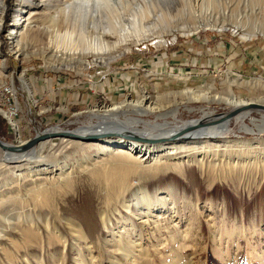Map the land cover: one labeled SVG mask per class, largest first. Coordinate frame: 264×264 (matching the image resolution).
I'll list each match as a JSON object with an SVG mask.
<instances>
[{
	"label": "rangeland",
	"instance_id": "1",
	"mask_svg": "<svg viewBox=\"0 0 264 264\" xmlns=\"http://www.w3.org/2000/svg\"><path fill=\"white\" fill-rule=\"evenodd\" d=\"M48 1L6 0L0 28V85L11 83L17 89L20 110L14 119L18 120L17 132L22 141L33 137L37 130L60 132L94 127L98 118L87 114L92 106H110L140 95L155 97L211 84L220 92L225 88L237 99H253L252 103L264 105V0H204L203 6L198 5L201 0H189L191 12L215 14L210 16L223 24L221 30L201 27L191 33L179 30L177 24L180 17L188 18L187 0L130 1L122 26L128 28L129 39L147 37L132 43L129 51L108 64H95L94 57L88 55V65L76 63L72 68L48 63L54 54L47 46L48 34L42 35V42L37 39L41 35L38 31L19 36L27 11L40 23L49 11L51 0ZM159 38L165 43L155 41ZM18 47L20 51L15 52ZM232 79L235 84L230 83ZM246 104L251 102L243 105ZM161 105L160 110L143 119L154 121L158 113L170 111L168 102ZM235 108L219 101L189 102L180 105L177 118L168 114L165 119L177 125L197 124V120L214 119ZM3 114L8 117V113ZM239 115H246L243 125L236 122ZM219 121L205 122L201 128ZM227 121L229 128L216 138L220 147L213 152L222 154L228 149L224 156L228 155L230 166H212L208 172V166H174L172 161L152 172L130 173L122 180L128 209L121 195L109 196L106 187L87 177V165L103 154L97 142L120 136L114 129L110 130L113 134L100 138L95 134L86 136L90 139L66 135L44 138L27 150V155L37 157L30 162L6 163L1 159L6 158L5 151L0 148V196L15 197L0 205V235L3 230H11L10 240L0 236V264H264V110L241 111ZM9 122L0 115V140L17 144L15 122L10 118ZM134 125L138 129L145 126ZM140 137L122 140L151 144L148 138ZM240 140L250 146L244 154L236 143ZM50 142L62 144L63 149L51 153L42 145ZM218 159L221 156L212 161ZM64 160L69 165L70 185L56 187L51 197L36 201V206L32 204L35 209L22 203L25 187H32L30 183L38 176L37 180L45 185L41 191L59 183V166L45 174L38 175L36 170L46 163L50 167L53 163L62 165ZM137 188L140 194L131 202ZM15 191L20 193L16 195ZM83 213L94 227L91 238L84 228ZM27 215L44 232L43 238L36 235L35 240L21 239L18 226L27 225ZM9 222L16 227H8ZM44 224L57 226L56 231L64 234L67 242L59 241L51 228L42 229ZM70 224L78 225L86 240L73 236Z\"/></svg>",
	"mask_w": 264,
	"mask_h": 264
},
{
	"label": "bare ground",
	"instance_id": "2",
	"mask_svg": "<svg viewBox=\"0 0 264 264\" xmlns=\"http://www.w3.org/2000/svg\"><path fill=\"white\" fill-rule=\"evenodd\" d=\"M130 1L135 0H51L48 6L49 11H47L46 14H43L44 17H42L44 20H42L40 23H37L38 20L33 19L29 11H27V14L23 16V31L19 32V36L23 34L28 35L31 33V31H38V33H41V35L37 39L42 42V35L45 36L48 34L50 40H48L47 46L54 51V54L51 56L52 58H48V63L51 66L57 68L65 65L72 68L76 63H84L85 65H88V61L85 60L88 55L94 57L95 64H108L111 59L118 57L126 51H129L132 43L140 42L142 39L147 37L144 36L140 39L136 38L135 40L129 39L128 37H130V34H128V28L122 26L121 21L123 20L124 11L128 9L127 5ZM203 1L204 0H201V4L199 3L198 5L203 6V3H205V1ZM195 2L197 3V0H195ZM191 4L192 3L187 0L186 5L188 6L185 10L188 13L186 14L188 18H179L180 22H177L179 30L186 33H191L201 27L209 29L216 28L220 30L223 28V24L219 25L216 19H213V17L210 16H214L215 14L210 13L209 16H207L208 12H202L200 9L199 12H191L193 9ZM43 5L45 4L43 3ZM158 5L159 4L157 3L156 6ZM5 7L6 0H0V28L5 13ZM159 9H161V7ZM142 11L143 10L141 9V12ZM172 31V29L169 30V32ZM155 41L160 44L165 43V40L162 38H159ZM16 44H20L19 40H16ZM18 50L19 47L15 52ZM61 55H64L65 57H61ZM55 58L56 60H54ZM230 83L235 84L236 80L232 79ZM240 84L243 85V83ZM164 101L170 104V111H167L166 113H158L154 121H146L143 119L142 116L147 115L148 113H153L155 110H160L162 108L161 103ZM208 101H219L228 105H232L236 108H243L248 105H243L244 103H252L254 100L237 99L225 88H223V91L220 92L217 90L215 85L211 84L209 86L185 88L181 91L167 92L165 94L156 95L155 97L140 95L136 99L122 100L110 106L106 105L89 107L87 109V114L92 119L98 118V123L92 128L83 130L78 129V133L86 136L95 134V136H99L100 138L101 136L113 134L110 130L114 129L123 134L128 132L134 135H142L148 138V141L151 142V144L139 145L135 143V141H124L122 140L121 136L115 139H100L97 142L98 145L96 146L102 150L103 154L98 156V159L95 160L94 163L87 165V177L97 183L96 185L106 187L105 192H107L109 196L118 198V196L121 195V202L123 206L128 209V204H124L126 199L124 196L125 194L123 195L122 192L125 191L126 185L122 183V180L125 179L123 177H126V175L130 173L152 172L157 170L162 163L167 164L172 163V161L174 166L184 165L186 163L199 164L202 168L204 166H208V172L212 170V166L213 168H222L225 165L230 166L228 155L227 157L224 156L227 154L228 149L224 150L222 154L219 152H213L218 151L217 149L220 147V141L216 138L222 135L229 128V122L227 121L228 119L221 118L223 114L215 117L214 119L211 117L207 120H205L206 118L197 120L195 121L197 124L185 123L182 125H177V123H173L165 119L166 115L168 114L172 115L174 118H177L176 116L179 112L180 105L189 102ZM242 111H249L251 113V110L247 109ZM204 114L205 116H209V112L204 111ZM121 115L123 118L120 117ZM262 117L263 115L261 118ZM158 118H163V120L160 122L158 121ZM245 118L246 115H239L236 119V122L240 125H243ZM212 120L220 121L213 124L207 123L203 129L201 128L205 122H211ZM251 121L255 124L258 123V120L255 118H251ZM139 123H144L145 126L141 129H138L134 124L137 125ZM190 127H193L191 132L189 131ZM260 131L262 132V129H260ZM118 132L116 135L121 134H118ZM87 138L90 139L89 136ZM175 138L194 139L177 142L172 140ZM65 140H67V138ZM63 141L64 140L61 142ZM224 143H228V141L224 140ZM236 143L239 145V149H241V154L246 153V149L250 147L247 145L248 142L243 140L236 141ZM57 144L50 142L42 145L44 148L49 147L51 153H55V151H61V149H63V146H61L62 144ZM64 145H68V143ZM44 148L39 149V154L42 153ZM4 154L5 155L3 156L6 158L1 159L6 163H9L7 161H11V163L19 161L30 162L32 157L37 158L30 154L27 155L26 153L11 155L10 153L5 152ZM258 155L260 154L258 153L257 156ZM197 156H199V158ZM220 156L221 159L215 160L217 163H215L214 160L212 161V158H219ZM223 157L225 158L223 159ZM86 162L82 161V164H85ZM48 164L46 163L43 165V168L36 170L38 171V175L42 173L45 174L47 171L59 166L57 168L59 169L57 173V180H59V183H56L55 186L48 187L46 190L43 189L44 191H41V189L45 186L44 182L37 180L40 179L39 176L36 178V180L33 179L30 183L33 184V186L28 188L25 187L24 189L25 198L23 199L22 203L26 204L27 207L33 205L36 206V201L46 200L51 197L56 187L60 186L66 188L68 184L70 185V176L67 170L69 165L65 160L62 161V165H56V163H53V166L50 167ZM15 193L18 195L20 191H15ZM139 194L140 188H137L136 191L131 194V196L134 197V200L131 199L130 201H136V198ZM12 197L4 196L2 198V196H0V205L3 202L9 200L14 201L15 197ZM165 199L167 198L164 197V202L166 201ZM33 208L35 209L34 206ZM29 209L30 207L25 211ZM27 216V225L24 224L18 226L21 239L26 242L31 241L32 239L35 240L37 236H39L40 239L43 238L44 232H40L37 224L32 221V218L29 215ZM83 217V224L85 226L84 228H86V234L91 238V236L94 234V227H91L92 225L88 220L89 217L87 215L84 214L82 215V218ZM6 219L8 220V218ZM19 219L20 218L17 217L16 221L19 222ZM101 219L103 221L104 217L102 216ZM11 224L12 223L9 222L8 227H16L14 224ZM70 226L71 228H69V230L73 236L79 240H86V236L82 234V230H80L78 225L70 224ZM24 228H27V231H24ZM50 228L52 229L51 232H55L54 234L59 239V241L62 240L63 243L67 242L64 234L56 231L57 226H53L52 228L49 227V225L47 226L44 224L42 229L49 231ZM105 229L109 230V227L105 225ZM46 233L49 234L50 232ZM10 235L11 230H3L2 235L0 236L4 237V239L7 238L10 240L8 238ZM120 238L121 236H118V240ZM1 252H3V250H1ZM25 252L27 251L25 250L23 254H25Z\"/></svg>",
	"mask_w": 264,
	"mask_h": 264
},
{
	"label": "water",
	"instance_id": "3",
	"mask_svg": "<svg viewBox=\"0 0 264 264\" xmlns=\"http://www.w3.org/2000/svg\"><path fill=\"white\" fill-rule=\"evenodd\" d=\"M264 110V105H259L256 103H251L248 104L246 107L243 108H235L232 109L230 111H228L227 113H224L221 118H225V119H230L234 116H236L238 113H240L242 110ZM0 115L4 118H6V116L3 114V112H0ZM16 126V125H15ZM13 126L14 130V134L17 136L16 139V143L17 144H10V143H5L2 140H0V148L2 150H4L5 152H10V153H14V152H23L26 153L28 149H30V147L36 145L40 140H43L44 138H49V137H54L56 135H66V136H70L72 138H87L86 135H82L79 134L78 131H76L75 129L71 130V131H56V132H52V131H36L35 135L31 138H27L26 140L22 141L19 139L18 136V132L16 127ZM120 136L122 137V139H129V140H138V139H142V137L138 136V135H134V134H123L121 133ZM88 139V138H87ZM149 140V139H147ZM129 142V141H128ZM22 153V154H23Z\"/></svg>",
	"mask_w": 264,
	"mask_h": 264
},
{
	"label": "built area",
	"instance_id": "4",
	"mask_svg": "<svg viewBox=\"0 0 264 264\" xmlns=\"http://www.w3.org/2000/svg\"><path fill=\"white\" fill-rule=\"evenodd\" d=\"M16 91L17 89H15L11 83H3L0 85V110L3 113H8V117L6 116L5 118L8 122L9 118L15 122L16 119H14V117L17 116L20 110V102L17 100L18 96L16 94ZM15 125L17 129L18 126L16 122Z\"/></svg>",
	"mask_w": 264,
	"mask_h": 264
},
{
	"label": "trees",
	"instance_id": "5",
	"mask_svg": "<svg viewBox=\"0 0 264 264\" xmlns=\"http://www.w3.org/2000/svg\"><path fill=\"white\" fill-rule=\"evenodd\" d=\"M58 75L60 76V73H58ZM15 122L18 123V120L17 121L15 120Z\"/></svg>",
	"mask_w": 264,
	"mask_h": 264
}]
</instances>
